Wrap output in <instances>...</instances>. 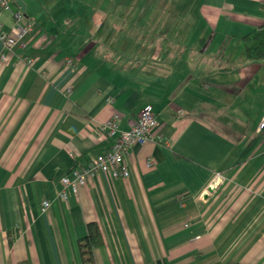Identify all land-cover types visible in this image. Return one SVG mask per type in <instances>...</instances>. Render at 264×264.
Masks as SVG:
<instances>
[{
  "label": "crops",
  "instance_id": "crops-1",
  "mask_svg": "<svg viewBox=\"0 0 264 264\" xmlns=\"http://www.w3.org/2000/svg\"><path fill=\"white\" fill-rule=\"evenodd\" d=\"M22 2L31 30L12 53L0 42V264H82L89 222L95 264H264V59L243 40L264 0ZM146 105L157 124L127 150L128 177L56 199L114 143L99 126L128 129Z\"/></svg>",
  "mask_w": 264,
  "mask_h": 264
},
{
  "label": "built area",
  "instance_id": "built-area-1",
  "mask_svg": "<svg viewBox=\"0 0 264 264\" xmlns=\"http://www.w3.org/2000/svg\"><path fill=\"white\" fill-rule=\"evenodd\" d=\"M11 1L0 0V42L9 53H12L23 42L24 37L31 30L30 25L21 26L19 24V19L22 16L19 9L12 12L13 27L8 32L2 30L1 15L10 9ZM8 54L2 53L1 58L6 59ZM156 124L157 117L151 105H146L130 127L125 130L119 128L117 115L105 120L99 126V132L102 135L114 137V143L105 152L90 157L86 162L79 163L70 173L63 175L60 178L61 187L55 192V198L66 200L69 193L77 194L79 188L87 183L88 177L96 173H107L112 177H128L129 169L125 161L127 150L134 142L144 143L151 139ZM257 129L264 130V114L261 116ZM147 166H151L150 161H147ZM221 179V175L216 173L209 182V188L212 189ZM50 204L49 199L42 200L41 209L46 210Z\"/></svg>",
  "mask_w": 264,
  "mask_h": 264
},
{
  "label": "trees",
  "instance_id": "trees-1",
  "mask_svg": "<svg viewBox=\"0 0 264 264\" xmlns=\"http://www.w3.org/2000/svg\"><path fill=\"white\" fill-rule=\"evenodd\" d=\"M243 40L244 52L247 59H264V22L253 32L243 36ZM101 243L102 239L97 224L95 222H89L85 236L78 240L82 264H95L93 249L101 245ZM232 264L240 263L235 262Z\"/></svg>",
  "mask_w": 264,
  "mask_h": 264
},
{
  "label": "water",
  "instance_id": "water-1",
  "mask_svg": "<svg viewBox=\"0 0 264 264\" xmlns=\"http://www.w3.org/2000/svg\"><path fill=\"white\" fill-rule=\"evenodd\" d=\"M16 3L19 5L20 11H24V5H23L22 0H16Z\"/></svg>",
  "mask_w": 264,
  "mask_h": 264
}]
</instances>
